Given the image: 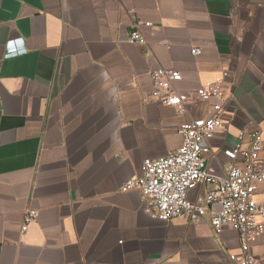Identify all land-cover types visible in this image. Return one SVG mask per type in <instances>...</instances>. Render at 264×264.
<instances>
[{
    "label": "crops",
    "instance_id": "0c3cea01",
    "mask_svg": "<svg viewBox=\"0 0 264 264\" xmlns=\"http://www.w3.org/2000/svg\"><path fill=\"white\" fill-rule=\"evenodd\" d=\"M158 68L179 71L187 94L228 73L211 174L254 132L264 158V0H0V264H231V230L153 220L137 193L119 192L206 113L151 103ZM29 208L38 215L22 233ZM250 253L264 264V234Z\"/></svg>",
    "mask_w": 264,
    "mask_h": 264
},
{
    "label": "built area",
    "instance_id": "2783aa9c",
    "mask_svg": "<svg viewBox=\"0 0 264 264\" xmlns=\"http://www.w3.org/2000/svg\"><path fill=\"white\" fill-rule=\"evenodd\" d=\"M149 26V23H145ZM129 41L143 46L145 40L137 31L128 36ZM194 55L199 50L192 49ZM222 79L198 87L192 94L180 93L176 85L182 80L181 73L174 69L158 68L150 72L151 103L171 108L183 114L187 106L205 103L203 117L184 122L179 127L181 146L164 157L144 159L140 174L127 179L119 188L121 193H137L142 209L151 219L167 223L186 217L191 223L207 219L212 232L218 236L228 229L237 235L238 253H228L231 264H253L250 244L264 234V192L258 187L264 184V158L260 157L262 138L259 132L248 136V146L226 150L229 158L223 176L211 174L207 168V156L211 152L210 141L222 128V114L228 96ZM241 140V135L239 136ZM241 160V166L235 161ZM201 191L192 200L189 193ZM259 196V197H258ZM38 215L35 209H26L21 232Z\"/></svg>",
    "mask_w": 264,
    "mask_h": 264
}]
</instances>
